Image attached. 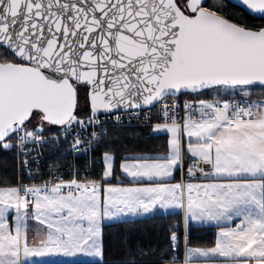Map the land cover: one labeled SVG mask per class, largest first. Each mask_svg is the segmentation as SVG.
Instances as JSON below:
<instances>
[{"label": "snow or ice", "instance_id": "1", "mask_svg": "<svg viewBox=\"0 0 264 264\" xmlns=\"http://www.w3.org/2000/svg\"><path fill=\"white\" fill-rule=\"evenodd\" d=\"M206 4L0 0V264H110L106 227L169 215L116 264H264V24Z\"/></svg>", "mask_w": 264, "mask_h": 264}, {"label": "trees", "instance_id": "2", "mask_svg": "<svg viewBox=\"0 0 264 264\" xmlns=\"http://www.w3.org/2000/svg\"><path fill=\"white\" fill-rule=\"evenodd\" d=\"M245 24L259 22L264 24V19H255L243 13ZM81 106H84L83 93H81ZM163 139H144L142 144L154 151L161 150ZM14 160L11 152L0 151V179L5 176H14ZM175 216H157L151 218H136L127 222H115L105 228L106 259L110 264H116L123 256L125 241L127 245L135 247H163L168 242L169 227L176 222ZM193 246L203 245L214 239V232L204 227L194 228L191 233ZM61 264V262H54Z\"/></svg>", "mask_w": 264, "mask_h": 264}, {"label": "rangeland", "instance_id": "3", "mask_svg": "<svg viewBox=\"0 0 264 264\" xmlns=\"http://www.w3.org/2000/svg\"><path fill=\"white\" fill-rule=\"evenodd\" d=\"M207 2H208V5L211 6L215 3H217L218 0H207ZM223 3L226 5V7L224 8V12H226L229 16L233 17V19L238 20L241 24H245L243 16L241 15V13L239 11L231 10L229 8V6L227 5V2L225 0H223ZM260 24H262V23L254 22V23L248 24V25H260Z\"/></svg>", "mask_w": 264, "mask_h": 264}, {"label": "water", "instance_id": "4", "mask_svg": "<svg viewBox=\"0 0 264 264\" xmlns=\"http://www.w3.org/2000/svg\"><path fill=\"white\" fill-rule=\"evenodd\" d=\"M225 1H227L228 3L234 5L238 8H240L244 13H246L247 15H249L255 19H264V18H261V16L259 14L251 13V11L246 8V6L242 5L241 0H225Z\"/></svg>", "mask_w": 264, "mask_h": 264}, {"label": "crops", "instance_id": "5", "mask_svg": "<svg viewBox=\"0 0 264 264\" xmlns=\"http://www.w3.org/2000/svg\"><path fill=\"white\" fill-rule=\"evenodd\" d=\"M136 218H142V217H128V218H125L126 220H130V219H136ZM205 229H211L213 232H214V235H215V231L216 229L214 227H204ZM80 260H84L85 258L84 257H79ZM53 262H62L64 260L63 257H54L52 258Z\"/></svg>", "mask_w": 264, "mask_h": 264}, {"label": "flooded vegetation", "instance_id": "6", "mask_svg": "<svg viewBox=\"0 0 264 264\" xmlns=\"http://www.w3.org/2000/svg\"><path fill=\"white\" fill-rule=\"evenodd\" d=\"M227 2V1H226ZM227 5L229 6V8L231 9V10H237V11H239L240 13H241V15H243V11L240 9V8H238V7H236V6H234V5H232V4H230V3H228L227 2ZM206 6H209L208 5V2H207V4H206ZM226 13V12H225ZM227 14V13H226ZM231 17V16H230ZM231 18H233V17H231ZM235 20V19H234Z\"/></svg>", "mask_w": 264, "mask_h": 264}, {"label": "built area", "instance_id": "7", "mask_svg": "<svg viewBox=\"0 0 264 264\" xmlns=\"http://www.w3.org/2000/svg\"><path fill=\"white\" fill-rule=\"evenodd\" d=\"M183 101L181 100V103H182ZM148 131H150V130H148V129H146L145 130V133H147ZM71 161L69 160V163H70ZM77 163L80 165V166H83L84 165V159L83 158H80L78 161H77ZM14 166H15V161H14Z\"/></svg>", "mask_w": 264, "mask_h": 264}]
</instances>
